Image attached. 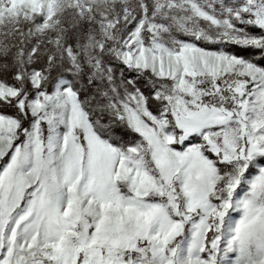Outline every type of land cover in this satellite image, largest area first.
<instances>
[{
  "label": "snow or ice",
  "instance_id": "obj_1",
  "mask_svg": "<svg viewBox=\"0 0 264 264\" xmlns=\"http://www.w3.org/2000/svg\"><path fill=\"white\" fill-rule=\"evenodd\" d=\"M0 264H264V0H0Z\"/></svg>",
  "mask_w": 264,
  "mask_h": 264
},
{
  "label": "trees",
  "instance_id": "obj_2",
  "mask_svg": "<svg viewBox=\"0 0 264 264\" xmlns=\"http://www.w3.org/2000/svg\"><path fill=\"white\" fill-rule=\"evenodd\" d=\"M241 54H243V55H247V53H241Z\"/></svg>",
  "mask_w": 264,
  "mask_h": 264
}]
</instances>
